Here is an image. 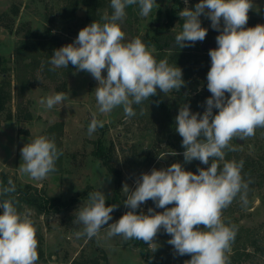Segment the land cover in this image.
I'll return each mask as SVG.
<instances>
[{
	"label": "clouds",
	"instance_id": "1",
	"mask_svg": "<svg viewBox=\"0 0 264 264\" xmlns=\"http://www.w3.org/2000/svg\"><path fill=\"white\" fill-rule=\"evenodd\" d=\"M184 3L187 5L188 0ZM132 5L138 6L140 16L148 17L157 2L110 0L111 14L105 13L102 23L93 21L83 27L72 43L55 49L49 61L51 71L71 64L76 72L89 73L98 82L95 98L101 114L122 107L127 118L133 117V105L156 96L158 90L163 94L179 92L186 84L180 67L170 65L166 58L156 59L155 46L149 47L140 37L125 42L121 25L126 8ZM251 9L252 0H199L194 8L185 6L179 12L184 22L175 41L180 49L205 40L208 29L202 27V15L219 32L217 47L208 52L211 66L206 79L211 96L206 99L205 111L194 113L190 105L183 104L175 117V130L185 149L184 162L198 160L209 165L211 161L210 166L192 172L177 162L141 173L134 189L127 183L122 185L127 194L123 204L129 211L113 223L109 221L117 205L106 206L107 197L101 190L89 192L75 220L82 225V230L75 232L78 239H99L101 229L107 227L105 238L135 239L155 252L156 237L163 230L171 237L167 243L173 247L174 256L191 257L184 264H230L237 229L225 224L223 211L237 196L247 206L252 181H245L242 175L244 161H226L225 150H237L231 143L234 138L244 140L255 136L256 129H264V24L245 27ZM68 99V94L58 92L41 98L39 104L51 110L65 105ZM156 103L158 106L159 101ZM214 109L218 111L214 113ZM103 127L104 122L94 115L88 135ZM20 151L19 170L35 181L54 173L63 154L55 139L44 135L27 142ZM15 191L11 179L7 186L0 184V264H37L35 222L30 214L18 211V201L11 195ZM149 200L164 211L150 207L147 213L138 214L140 206Z\"/></svg>",
	"mask_w": 264,
	"mask_h": 264
},
{
	"label": "rangeland",
	"instance_id": "2",
	"mask_svg": "<svg viewBox=\"0 0 264 264\" xmlns=\"http://www.w3.org/2000/svg\"><path fill=\"white\" fill-rule=\"evenodd\" d=\"M179 1L182 9L194 8L199 2L188 0L185 5L184 0ZM156 2L148 17L138 13L128 33L122 29L125 42L135 30L142 35L150 31L152 25L162 24L161 19H156L158 11L176 8L173 0ZM252 2L249 14L259 24H264V0ZM61 6L60 0H0V56L6 60V75L4 80L0 77V88L8 95L0 112V177H6L7 182L11 179L19 186L27 185L37 195L57 199L56 206L46 214L38 215L26 206L21 212L30 214L39 227L43 251L40 264H149L130 240L124 241L120 236L105 238L107 227L101 229L99 239H78L75 232L82 230V225L75 220L80 207L87 203L88 193L101 190L107 197L106 206L117 205L109 223L117 221L127 209L123 204L127 194L122 191V185L127 183L134 189L141 173L150 172L154 167L167 168L174 154L165 143L156 141L152 133H146L152 104L138 105L136 115L130 118L125 116L122 107L110 114H101L95 98L98 82L89 73L76 72L71 64L68 68L51 71V57L47 61L25 59L24 67L20 68L15 64L14 52L28 30L39 34L49 30L57 39L56 48H60L72 43L87 26L84 7H78L74 21L64 22L60 18ZM200 20L208 34L198 44L213 43L214 48L217 47L215 37L219 32L211 28V21L205 16ZM178 26L177 22L172 25L173 29ZM102 74L106 75V71ZM58 92L68 94L65 105L47 110L39 104L41 98ZM94 115L104 122V127L89 136L88 125ZM41 135L54 138L63 154L57 160L54 173L35 181L19 170L20 150ZM234 139L244 156L255 157L264 145V129H256L253 137ZM96 147L103 149L105 161L96 158ZM247 200L244 206L240 198L234 199L223 211L225 224L235 225L237 229L229 253L230 264H264V180L260 187L247 194ZM150 207L156 212L164 211L149 200L140 206L138 213H147ZM170 238L161 230L156 237L157 250L152 252L149 245L147 250L150 254L162 255L164 264H180L174 261L173 247L167 243Z\"/></svg>",
	"mask_w": 264,
	"mask_h": 264
},
{
	"label": "trees",
	"instance_id": "3",
	"mask_svg": "<svg viewBox=\"0 0 264 264\" xmlns=\"http://www.w3.org/2000/svg\"><path fill=\"white\" fill-rule=\"evenodd\" d=\"M62 6L60 8V18L64 22H72L76 19V11L79 6L84 7L85 16L84 21L87 25L93 21H101L103 12L111 14L112 9L110 7V0H60ZM173 5L176 8L166 10L165 12L158 11L156 14L157 20H162L163 23L158 26L151 27L150 31H146L144 34H138V30L134 31L128 41H131L135 37H140L149 47L155 46L156 59H167L168 63L172 66H178L183 70V79L186 82L179 92L173 90L170 93L158 94L144 103L152 104V110L150 111V127L146 129V133H152L155 136V140L163 142L169 147L170 153H179L173 155L169 160L167 167L173 163H181L183 168L187 171L197 172L200 167H209V165H202L198 160H194L191 163H185L183 158V152L185 149L182 145V137L175 130V117L178 115L180 106L183 104L190 105L192 112H199L203 114L206 108V99L211 96V93L207 89V72L211 66L210 56L208 52H202L199 50L198 42L192 47H184L182 49L176 44L175 36L182 30L183 19L179 17V12L182 10V4L179 0H173ZM139 8L136 5L128 6L126 8V17L121 25L125 32H129L132 29L133 21L137 19ZM249 15L248 23L245 27L253 26V24H259L258 20ZM177 22L179 26L177 29H173L172 25ZM43 34H39L35 31H27L25 37L19 42V46L14 52L15 64L20 68L23 66V61L29 59L31 61L43 59L47 61L53 51L57 49V39L50 34L49 30L43 31ZM6 75V60L0 56V77L4 80ZM227 95V94H226ZM7 93L0 88V112L3 110L5 102L7 101ZM157 101L159 105L157 106ZM138 105H134V110ZM216 109L213 110L215 113ZM153 125V127H152ZM232 146L237 149V143L234 139ZM225 160L237 162L243 160L244 165L242 169V175L245 181L251 180L249 184L248 193L255 187H260L264 180V145L255 157L243 155L238 149L236 151L225 150ZM95 156L101 161H105V154L102 148L96 147ZM221 167L223 161L220 162ZM107 166V164L105 163ZM108 167V166H107ZM111 172H113L111 170ZM118 185V178L114 180ZM7 178L0 177V184L7 186ZM16 185V184H15ZM247 193V194H248ZM18 203L16 207L19 212H22L23 206H26L38 215L46 214L50 209L56 206V198H47L41 195L32 193L29 186L16 185L15 193L11 194ZM6 198V197H4ZM240 198L237 196L235 199ZM3 199V198H0ZM3 210L0 209V214ZM129 211L127 208L125 212ZM138 213V210H137ZM139 214V213H138ZM37 229V238L39 241L38 253L39 260L37 264H40L43 260V251L41 248V235L38 225L35 222ZM135 245L140 255L147 260L149 264H164V257L162 255L150 254L147 250V244L135 239L130 240ZM180 259V260H179ZM191 259L190 256H175L174 261H179L180 264H184V261Z\"/></svg>",
	"mask_w": 264,
	"mask_h": 264
},
{
	"label": "water",
	"instance_id": "4",
	"mask_svg": "<svg viewBox=\"0 0 264 264\" xmlns=\"http://www.w3.org/2000/svg\"><path fill=\"white\" fill-rule=\"evenodd\" d=\"M214 44L213 43H203L199 45V50L202 52H209L210 49L214 48Z\"/></svg>",
	"mask_w": 264,
	"mask_h": 264
}]
</instances>
